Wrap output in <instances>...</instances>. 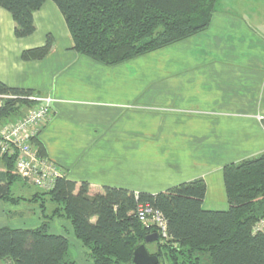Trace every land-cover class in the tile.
<instances>
[{
	"label": "crops",
	"instance_id": "crops-1",
	"mask_svg": "<svg viewBox=\"0 0 264 264\" xmlns=\"http://www.w3.org/2000/svg\"><path fill=\"white\" fill-rule=\"evenodd\" d=\"M33 23L32 35L16 38L0 8V83L56 101L37 140L76 191L85 182L90 196L104 188L157 194L202 179V209H228L223 167L264 155V0H218L204 31L113 67L73 50L52 1ZM47 36L44 59H21ZM17 189L23 200L0 201V228L47 223L68 241L69 259L92 264L70 222L50 218L56 205L34 198L32 187ZM38 201L52 203L48 213Z\"/></svg>",
	"mask_w": 264,
	"mask_h": 264
},
{
	"label": "trees",
	"instance_id": "trees-1",
	"mask_svg": "<svg viewBox=\"0 0 264 264\" xmlns=\"http://www.w3.org/2000/svg\"><path fill=\"white\" fill-rule=\"evenodd\" d=\"M46 0H0L14 23V36L35 31L33 13ZM62 15L73 50L100 65L113 67L162 49L209 26L218 0H50ZM44 46L22 52L23 61H40L51 50ZM31 95L0 83V95ZM25 101H7L0 109V127L18 115ZM264 127V122H263ZM38 155L43 145L34 140ZM15 157H0V201L17 203L12 187L21 182L14 173ZM228 209L205 211L202 179L182 183L157 194L104 188L90 196L88 184L57 178L47 197L56 207L50 218L69 221L75 238L88 250L92 264H132L134 250L156 233L136 218L138 206L148 205L165 219L169 240L156 243L158 264H264V235L253 226L264 218V155L225 165L222 169ZM23 181V180H22ZM24 182V181H23ZM25 183V182H24ZM76 191V192H75ZM43 208V205H42ZM94 220V221H93ZM69 244L48 233V224L36 229L0 228V262L7 264H76L68 257Z\"/></svg>",
	"mask_w": 264,
	"mask_h": 264
},
{
	"label": "built area",
	"instance_id": "built-area-1",
	"mask_svg": "<svg viewBox=\"0 0 264 264\" xmlns=\"http://www.w3.org/2000/svg\"><path fill=\"white\" fill-rule=\"evenodd\" d=\"M7 101H25L31 103L33 108L14 122H7L0 127V156L15 157L14 172L24 182L43 192L54 188L57 178L64 177V173L53 162L41 158L33 150L30 140L36 136L39 127L48 122L51 117V107L54 103L49 97L36 95L17 96L13 94L0 95V109ZM136 218L146 227H153L160 243L168 238L164 217L151 210L148 205L138 206ZM253 233L264 235V218L253 226Z\"/></svg>",
	"mask_w": 264,
	"mask_h": 264
},
{
	"label": "rangeland",
	"instance_id": "rangeland-1",
	"mask_svg": "<svg viewBox=\"0 0 264 264\" xmlns=\"http://www.w3.org/2000/svg\"><path fill=\"white\" fill-rule=\"evenodd\" d=\"M140 57V56H139ZM137 58V57H136ZM135 59V58H134ZM17 96H19V95H17ZM54 102H56V101H54ZM31 108H33V105L30 107V108H28V109H31ZM27 108H25V107H21L20 108V110H19V114L18 115H16V116H13V117H11V118H9L8 120H6L5 122H4V124L5 123H7V122H14V121H16V120H18V119H20V118H22L26 113H27ZM51 115H52V111H51V113H50ZM51 118V117H50ZM50 120V119H49ZM48 120V121H49ZM3 124V125H4ZM45 124H47V123H45ZM44 124V125H45ZM44 125H41L40 127H39V132H40V130L44 127ZM39 132L38 133H36V136L34 137V138H32L31 140H30V144H31V146L33 147V150L35 151V152H37L38 153V147L34 144V140H37V137H38V135H39ZM0 157H2V156H0ZM41 158H45V159H47V160H49L46 156L45 157H41ZM50 161V160H49ZM50 162H52V161H50ZM57 166V165H56ZM58 167V166H57ZM2 168H4L3 167V165H2V163H1V161H0V170L2 169ZM59 168V167H58ZM60 169V168H59ZM15 173V172H14ZM15 175H16V173H15ZM17 176V175H16ZM19 179H21L19 176H17ZM20 184H22L23 186H26V187H32L33 189H31V190H29L30 192H35L36 190L38 191V192H43V191H41V190H39V189H37V188H35V187H33V186H30L29 184H27L26 182L24 183L23 181H22V179H21V182H18V183H16L13 187H12V189H11V192H12V195L14 196V197H22L21 195V193L18 191V186L20 185ZM42 205L43 206H45L44 207V210L46 209V213H48L49 212V209L52 207V203L51 202H49V201H46V204L45 203H43L42 201H38L37 202V206H38V208H42ZM149 251H152L151 250V248H149L148 249ZM72 255H73V251H72ZM0 264H1V262H0ZM2 264H7V262H2Z\"/></svg>",
	"mask_w": 264,
	"mask_h": 264
},
{
	"label": "water",
	"instance_id": "water-1",
	"mask_svg": "<svg viewBox=\"0 0 264 264\" xmlns=\"http://www.w3.org/2000/svg\"><path fill=\"white\" fill-rule=\"evenodd\" d=\"M158 241L156 233L145 237L144 244L137 247L132 255V264H158L159 260L155 255L149 254L146 246Z\"/></svg>",
	"mask_w": 264,
	"mask_h": 264
}]
</instances>
